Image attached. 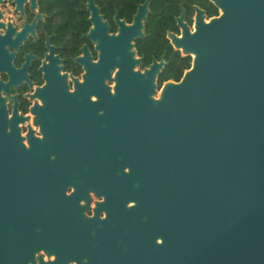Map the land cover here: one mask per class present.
Here are the masks:
<instances>
[{
    "label": "water",
    "instance_id": "water-1",
    "mask_svg": "<svg viewBox=\"0 0 264 264\" xmlns=\"http://www.w3.org/2000/svg\"><path fill=\"white\" fill-rule=\"evenodd\" d=\"M210 1L220 14L197 10L180 82L155 98L152 73L120 75L114 126L91 159L55 151L71 130L43 124L41 187L105 190L125 264H264V0Z\"/></svg>",
    "mask_w": 264,
    "mask_h": 264
},
{
    "label": "flooded vegetation",
    "instance_id": "flooded-vegetation-1",
    "mask_svg": "<svg viewBox=\"0 0 264 264\" xmlns=\"http://www.w3.org/2000/svg\"><path fill=\"white\" fill-rule=\"evenodd\" d=\"M198 9L220 14L210 0H0V264H125L105 190L41 187L43 124L71 130L55 151L91 159L114 126L121 74L152 73L160 94L190 70Z\"/></svg>",
    "mask_w": 264,
    "mask_h": 264
},
{
    "label": "rangeland",
    "instance_id": "rangeland-1",
    "mask_svg": "<svg viewBox=\"0 0 264 264\" xmlns=\"http://www.w3.org/2000/svg\"><path fill=\"white\" fill-rule=\"evenodd\" d=\"M155 98H158L159 97V94H154L153 95Z\"/></svg>",
    "mask_w": 264,
    "mask_h": 264
},
{
    "label": "bare ground",
    "instance_id": "bare-ground-1",
    "mask_svg": "<svg viewBox=\"0 0 264 264\" xmlns=\"http://www.w3.org/2000/svg\"><path fill=\"white\" fill-rule=\"evenodd\" d=\"M184 50H185V48H184ZM134 203V202H133Z\"/></svg>",
    "mask_w": 264,
    "mask_h": 264
}]
</instances>
